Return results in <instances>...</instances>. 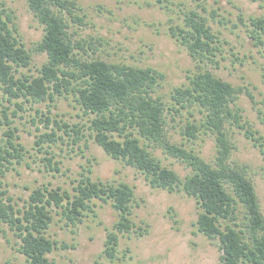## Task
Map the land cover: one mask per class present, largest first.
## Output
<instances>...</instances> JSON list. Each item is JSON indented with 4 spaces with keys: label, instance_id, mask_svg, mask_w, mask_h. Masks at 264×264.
<instances>
[{
    "label": "trees",
    "instance_id": "1",
    "mask_svg": "<svg viewBox=\"0 0 264 264\" xmlns=\"http://www.w3.org/2000/svg\"><path fill=\"white\" fill-rule=\"evenodd\" d=\"M28 4L45 30L33 50L25 48L14 34L17 27H10L12 17L4 8L0 11V89L9 103L0 109V125L7 126L3 127L0 144V176L11 169L14 159L20 162L25 155L18 128L13 125L24 104L54 101L58 96L72 93L88 117L90 135L108 155L140 170L152 187L169 191L182 188L196 198L200 208L197 228L206 237L218 240L219 264H264V214L247 166L230 159L234 145L226 123L244 128L246 136L263 154L264 136L256 135L251 125L240 121L241 110L235 107V101L244 89L216 77L206 68L209 63L219 64L225 58L227 40L220 36L221 31L213 29L196 8L186 13L182 26L170 27L171 35L181 40L189 54L205 66L190 77L188 86L175 88L173 99L182 106L197 101L207 111L204 123L216 134L217 143V155L213 162H208L193 149L167 139L165 104L154 94L160 76L157 70L79 56L75 47L80 42L73 43L65 13L80 18L76 0H28ZM198 5L206 8L202 2ZM216 14L212 10V15ZM238 18L256 45L264 46V15L240 14ZM33 51L46 53L48 60L38 74L28 75L20 68L30 64ZM31 117L33 122L39 121L50 129L36 135L39 152L46 151L47 142L64 141L66 136L79 142L85 137L77 124L52 120L39 109ZM197 129V125L188 123L185 132L195 137ZM139 135L151 141L153 147L159 146L187 162L192 172L181 179L161 163L149 144H141ZM42 158L51 170H60L59 160L51 156ZM75 181L73 192L60 186L37 187L22 207L11 203L10 197L5 201L7 190L0 188V222L6 223L20 238L19 251L26 256L28 264H56L49 254L59 247L58 241L47 235L55 214L64 224L76 225L86 216H98L95 199L110 202L118 213L112 228H108L100 256L110 261L123 260L119 255L120 233L130 232L135 224L131 218L134 188L122 181L94 179L88 172H82Z\"/></svg>",
    "mask_w": 264,
    "mask_h": 264
},
{
    "label": "rangeland",
    "instance_id": "2",
    "mask_svg": "<svg viewBox=\"0 0 264 264\" xmlns=\"http://www.w3.org/2000/svg\"><path fill=\"white\" fill-rule=\"evenodd\" d=\"M76 1L79 5L76 13L80 18L65 13L73 43L80 42V46L75 47L79 56L157 70L160 76L154 94L165 104L167 139L193 149L206 161L213 162L217 155L216 134L205 126L207 111L197 101L182 106L173 99L175 88L188 86L190 77L205 66L189 54L181 40L171 35L170 27L182 26L190 9L199 10L213 29L221 31L220 36L228 43L224 45L225 58L219 64L209 63L206 68L216 77L244 89L235 101V107L241 110L240 121L246 126L251 125L256 135L264 136V46L256 45L248 28L238 18L240 14L246 17L264 15V0ZM200 2L205 9L198 5ZM3 8L12 17L10 27H17L14 34L25 48L33 50L45 30L30 9L28 0H0V11ZM214 9L217 11L215 16L212 15ZM47 60L46 53L33 51L30 64L20 69L28 75L38 74ZM75 98L70 93L58 96L54 101L26 102L25 109L18 111L19 116L13 125L18 128L25 155L20 162L14 159L11 169L5 176H0V188L7 190L4 199L8 201L10 197L11 203L22 207L33 189L43 185L49 188L60 186L73 192L75 179L82 172H88L94 179L122 181L134 188L131 218L135 224L130 232L120 233L119 255L123 260L110 261L100 256L108 228H112L118 218L110 202L95 199L98 216H86L76 225L64 224L54 213L47 235L56 239L59 247L49 254L50 258L56 264H219L221 249L218 240L206 237L197 228L200 208L196 198L182 188L169 191L152 187L140 170L108 155L90 135L88 117ZM3 104L9 103L0 89V109ZM10 107L12 110L14 106ZM36 109L47 113L52 120L77 124L85 137L79 142L67 136L64 141L47 142V152H39L36 135L50 129L44 128L39 121H32L31 115ZM188 123L198 126L195 137L187 136L185 127ZM3 127L7 126L0 125V144ZM226 130L234 145L230 159L247 166L264 214V154L246 136L244 128L227 122ZM139 138L141 144H149V149L154 150L161 163L181 179L192 172L187 162L159 146L153 147L151 141L140 135ZM44 156L59 160L60 170H51L43 160ZM63 244L68 246L63 247ZM19 246L20 238L6 223L0 222V264H28Z\"/></svg>",
    "mask_w": 264,
    "mask_h": 264
}]
</instances>
